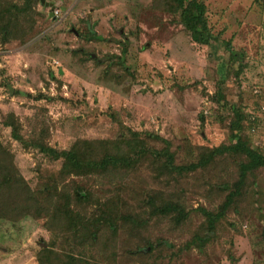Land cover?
I'll return each instance as SVG.
<instances>
[{"label": "rangeland", "instance_id": "374dc122", "mask_svg": "<svg viewBox=\"0 0 264 264\" xmlns=\"http://www.w3.org/2000/svg\"><path fill=\"white\" fill-rule=\"evenodd\" d=\"M43 1L19 15L22 31L8 42L1 28L9 19L0 20L1 122L12 119L25 140L58 151L116 141L130 131L141 138L151 134L171 144L178 164L192 163L199 148L230 146L241 137L252 149L253 166L241 197L198 249L197 236L206 230L198 209L218 212L229 193L223 188L239 180L244 157L225 154L179 183L157 179L151 158L115 178L63 180L62 161L26 150L2 126L0 171L20 185L0 203V264H41L43 246L58 264L67 253L79 256L58 237L62 222L54 218L60 190L73 195L77 187L93 194V203L80 207L87 220L108 206L144 222H122L114 235L103 231L84 251L89 264H264V163L258 158L264 155V0H202L217 38L212 47L194 43L178 15L158 0ZM3 2L5 10L23 5ZM228 42L245 55L240 63L230 60ZM236 111L244 121L259 119L255 133L230 127ZM147 141L157 150L165 147ZM149 195H158V203H181L188 219L176 224L171 217L150 216ZM149 243L153 252L143 254L140 248Z\"/></svg>", "mask_w": 264, "mask_h": 264}, {"label": "trees", "instance_id": "16d2710c", "mask_svg": "<svg viewBox=\"0 0 264 264\" xmlns=\"http://www.w3.org/2000/svg\"><path fill=\"white\" fill-rule=\"evenodd\" d=\"M22 6L16 4L10 5L9 9H3V0H0V20L4 17H8L9 23L3 24L1 28V35L4 38L3 42H8L11 39L16 38L22 29H19L20 19L19 15H28L31 8V3L35 0H21ZM43 1V0H36ZM163 4V8L171 13L172 15H178L179 22L182 24L184 29L187 31L191 40L201 46L212 47L215 45L217 38L213 35L212 30L209 26L207 16V6L202 0H158ZM13 11H15L14 14ZM12 14V15H11ZM18 22V23H17ZM2 25V22H0ZM23 29H27L26 26ZM33 26L30 25L27 33ZM92 37H96V32L92 28ZM226 50L230 53V60L240 63L245 55L239 54L232 44L228 42L226 44ZM126 54V50L123 49V54ZM241 55V56H240ZM124 65V62H121ZM128 70V68H125ZM12 95H23L18 90H13ZM223 99L220 94L218 101ZM251 115L250 119L244 121L241 117L239 118L238 112H235V117L231 121L230 127L237 133H242L246 127L250 132L255 133L258 128L259 119ZM13 118V117H11ZM10 122H1L2 126L11 129L12 138L20 143L26 150H35L42 156L52 161H62V167L60 170L59 178H90V177H101L115 178V174L118 172H130L131 170L137 169L144 161L151 158L150 163L153 165L152 169L156 172V178L165 177L167 181L171 180L175 183H179V180L195 173L198 170L208 169L218 157L225 154L231 156H241L246 159V162L239 165V180L233 185L224 186V190L229 192L225 202L220 206L218 212L212 213L207 212L205 209L200 208L198 211L202 212L206 218V230L201 236H197V248L205 247L211 235L215 234L217 224L225 218V215L229 208L236 202L237 197H241L242 188L246 185L247 176L249 170L253 166L251 162L252 149L246 141L242 140L241 137L237 142L230 146H220L218 148H199L194 161L189 164H178L176 162V153L172 151L171 144L166 140H162L158 136H152L149 134L146 138H141L137 132H129V136H124L116 141H100V142H84L83 144H75L68 151H58L47 144L35 143L25 140L20 133V126L18 123H14L12 119ZM147 139L161 141L164 143V148L157 150L153 148L147 141ZM98 147H97V146ZM101 148L102 151H99ZM1 152L5 150L0 146ZM259 160L264 163V155L259 152ZM1 161V159H0ZM0 169H3L1 165ZM10 172L5 169L0 171V203L4 204L6 191L11 189L12 192L16 193L17 187L20 184L19 180L14 176L9 175ZM58 187L56 188L57 192ZM52 198V195L49 196ZM157 196L149 195L147 199V205L151 208L150 216L155 217H171L176 224H181L188 219L190 213L187 212L184 206L179 202L163 201L158 203ZM31 200H35L29 196ZM93 194L82 187H77L72 195L69 192L60 190L58 194V201L56 202V213L54 218L56 221H61L62 226L59 228L58 237L62 238L63 243L68 247H71L72 252H77L79 256H75L71 253L64 255L66 258L65 262L61 264H89L84 259V251H88L90 247H93L100 239L103 231L114 230L110 234L114 235L117 233L120 223L130 224H144L141 220L132 215L124 214L118 215L119 213L115 209H111L108 206L101 210L98 217L91 220H87L84 214L80 211V207H86L88 204L93 203ZM97 203V202H96ZM0 204V206H2ZM47 212L44 204H39V213L45 214ZM118 213V214H117ZM139 222V223H138ZM163 245L167 242H161ZM151 249L152 252L154 247L152 244L140 248L143 254L147 253V249ZM80 250V251H79ZM40 263L41 264H58L52 261L53 253L49 247H44L41 250ZM59 260V259H58Z\"/></svg>", "mask_w": 264, "mask_h": 264}, {"label": "water", "instance_id": "95a60500", "mask_svg": "<svg viewBox=\"0 0 264 264\" xmlns=\"http://www.w3.org/2000/svg\"><path fill=\"white\" fill-rule=\"evenodd\" d=\"M42 3H43V4H45V2H44V1H43ZM45 5H46V7H48V4H47V3H46Z\"/></svg>", "mask_w": 264, "mask_h": 264}]
</instances>
